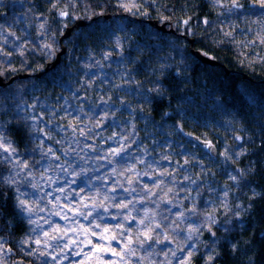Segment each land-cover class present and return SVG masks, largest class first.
Segmentation results:
<instances>
[{
	"label": "rangeland",
	"instance_id": "1",
	"mask_svg": "<svg viewBox=\"0 0 264 264\" xmlns=\"http://www.w3.org/2000/svg\"><path fill=\"white\" fill-rule=\"evenodd\" d=\"M207 1L217 8L219 32L244 45L245 51L241 53L245 59L264 57V11H261L259 0H236L242 7L233 12L228 9L234 0ZM243 1L249 9L246 15L241 13L243 8L246 9ZM78 2L49 0V9L56 4L57 14L59 11L69 13L60 16L65 19L70 16V7L72 12L78 10ZM117 4L123 10L122 14H117L113 23L105 19L101 29L102 44L89 48L77 65H69L65 79L58 81L57 92L50 91L43 95L42 100L36 99L29 105L33 114L43 113L47 121L51 117L56 119L52 125L51 122L45 123V129L54 130L52 145L49 147L51 153L49 149L44 150L48 152L49 160L43 169L45 172L51 170L57 176L55 180L50 179L48 182L45 179L42 183H36L40 185L36 189V197L44 194L42 200L46 199L50 203L42 206L30 204L36 210L32 219L40 221L41 231L38 235L30 233L28 238L41 241L48 254L49 264H178L171 251L183 247L187 230L196 227L192 219L181 220L179 216L181 212L188 213L192 209L199 212L196 203L193 205L194 197L203 193L209 203V208L203 213L204 217L199 218L200 222H206L208 231L211 230L208 224L213 222L215 212L225 214L234 209L231 201L234 182L228 177L220 183L214 181L205 160L195 147L188 144L185 139L189 138L188 133L180 126L174 128L167 122L155 123L144 113L149 99L148 91L133 75L126 50L145 55L149 70L158 72L165 68L169 59L176 60L177 66L181 65L177 56L174 57L172 53L166 56L163 50L179 45L173 38L162 43L153 37L156 52H152L150 41L137 39L133 31L126 28L124 20L136 16L142 18L141 15L147 12L145 4L140 0H117ZM152 4L156 10H162L158 2ZM75 14H72V20L82 19ZM160 17L162 19L164 16ZM16 18L19 20L20 16L16 15ZM33 20L37 45L50 58H54L60 50L48 42L45 18L34 11ZM42 24L43 28L40 27ZM2 25L9 27L8 23ZM173 25L174 29L181 30L174 33L180 36L178 33H182L185 24L175 20ZM23 32L29 34V31ZM188 33L191 34L192 29ZM163 34L162 37H165ZM10 38L19 43L18 50L23 49L26 40L17 39L15 34H10ZM49 45L50 48L46 47ZM213 127L223 138L218 155L225 152L229 155L234 152L240 155L244 153L243 142L247 135L234 133L235 119L224 116ZM201 137L208 140L205 136ZM225 137H228V141ZM236 137L242 139L237 141ZM230 142H235L232 150L228 148ZM119 149H123L121 155H113V150ZM239 156L231 155L230 160L235 161ZM36 178L40 179L39 176ZM193 180L196 185L190 182ZM31 181L35 183L34 178ZM61 188L63 192L59 191ZM113 188L116 189L115 193L111 191ZM33 196L25 195L21 198L30 203ZM106 196L108 199H105ZM113 196L115 199H112ZM186 202L187 206H183ZM121 203L128 204V208L115 206ZM100 204L108 209L107 213L104 208L94 210L93 206ZM57 212L60 215H56ZM64 215H67V220L62 219ZM129 216L135 219H126ZM45 220L49 223H44ZM157 224L160 228H156ZM30 225L31 228L35 227ZM57 227L59 231H54ZM174 228L182 235H177ZM44 232H48L49 236L45 237ZM144 233L151 235L153 241L164 240L167 235L170 244L165 248L153 242L152 248H147V245L142 248L140 241L145 239ZM102 235L108 239H100ZM53 236L61 238L53 240ZM112 236L117 239L111 240ZM129 239L131 244L128 243ZM41 243L35 245L40 247ZM188 243L194 245L195 241ZM0 248H3L2 245ZM203 248L204 253H198L199 249L195 246L190 250L185 248L184 256L189 251L191 256L198 253L203 258L202 264H205L208 256L214 255L216 243L205 244L200 249ZM129 249L135 255H131ZM165 252H168L167 257ZM4 254V251L0 252V264H8Z\"/></svg>",
	"mask_w": 264,
	"mask_h": 264
},
{
	"label": "trees",
	"instance_id": "2",
	"mask_svg": "<svg viewBox=\"0 0 264 264\" xmlns=\"http://www.w3.org/2000/svg\"><path fill=\"white\" fill-rule=\"evenodd\" d=\"M140 1L147 7V12L141 15L142 18H125L126 28L131 29L137 39L149 40L152 52H156L153 37L162 43H166L168 38L175 39L178 48H163L166 51L164 54L169 56L172 53L181 61V65L177 66L176 60L169 59L170 62L164 69L152 72L146 65L145 55L126 50L133 75L148 91L145 115L155 123L167 122L174 128L180 126L186 131L189 138L184 136L185 139L200 152L214 181L222 182L229 173L236 175L237 169L244 173V179L240 181L239 186L234 182L231 191L233 211L225 214L215 212V223L208 224L211 228L209 231L205 227L206 222L199 220L204 217L203 213L209 208V203L204 199L203 193L193 198V205L196 203L199 212L191 219H198L202 224L199 231L192 234L194 246L199 249L198 253H204V248L200 249L201 246L216 243L214 255L219 253V257L215 264H264V199L258 196L254 198L253 191L264 193V57L245 59L241 53L245 51L244 45L219 32L217 8L207 0ZM154 1L160 4L162 10L153 8ZM244 6L246 9L243 8L241 13L246 15L249 9L246 3ZM49 7V0H22L17 3L6 0L0 5V72L6 80L18 73L29 74L25 78H16L10 84L0 86V125L3 126L0 130L17 149L15 159L27 161L29 165L21 176L30 172L29 179L34 178L35 184L42 183L45 179L48 182L50 179L55 180L57 176L55 172H45L43 169L49 160L48 152L44 150L51 147L54 130L45 129V123L51 122L52 125L56 119L51 117L47 121L48 118H43V113L33 114L29 110L30 103L36 99L42 100L43 95L50 91L57 92L58 81L65 79L69 65H77L89 48L102 44L101 29L105 19L108 18L109 23H113V18L123 11L119 8L117 0H79L78 10L72 12L70 7V16L64 19L58 16L55 8L50 10ZM34 11L45 18L48 42L54 44L57 50L62 47L65 49L60 63L50 72L40 76L36 74L43 71L51 58L36 43ZM1 12L5 14L2 15ZM73 13H77L75 15L84 20L99 15L102 19H94L88 24L73 28L60 42L66 27L75 22V19L71 18ZM16 15L20 16L19 20ZM104 15L109 17L104 18ZM161 15L164 16L162 19ZM149 19H157L159 22L167 19L172 25L175 20H188L182 32L193 38L194 49L217 59L224 67L200 64L191 53L186 38L168 32H158L154 26L148 25L146 20ZM205 19L208 20L207 24L203 23ZM2 23H8L9 27L6 28ZM189 29H192L191 34L188 33ZM23 30H26V33L29 31V34H25ZM175 30L181 31L179 28ZM162 33L165 37H162ZM10 34H15L16 38L19 35L18 39L26 40L23 49H17L19 43L10 38ZM226 69L229 72H226ZM119 109L122 108L119 106ZM224 116L235 119V134L247 135L243 142L244 153L235 161H225L224 156L218 155V152L215 159L210 158L207 155L208 150L194 139V136L200 139L205 136L220 152L223 138L215 132L213 126ZM225 140L228 141V137H225ZM234 146L235 142L228 143L230 150ZM11 172V164H0V174L7 176ZM37 176L40 179L36 178ZM19 178L17 177L18 180ZM19 186L21 191L26 193L32 191L22 184ZM0 188L5 193L0 199L7 201L6 205L0 208V212H3L0 217V237H3V241H0V245L3 249L11 250L4 251V259L8 264H18L16 259L31 264H44L47 260L49 264L48 254L42 243L39 247L35 245V239L28 240L29 234L32 233L31 225L17 215L14 207L15 189L3 185H0ZM36 195L37 190L30 199V204L42 206L41 204L50 203L46 199L42 200L44 194L38 197ZM187 203L183 206H187ZM211 233H215V236ZM24 240L28 242L21 246L20 242ZM232 245H236L234 250ZM198 253L191 256V260L195 264H202L203 258Z\"/></svg>",
	"mask_w": 264,
	"mask_h": 264
},
{
	"label": "snow or ice",
	"instance_id": "3",
	"mask_svg": "<svg viewBox=\"0 0 264 264\" xmlns=\"http://www.w3.org/2000/svg\"><path fill=\"white\" fill-rule=\"evenodd\" d=\"M218 2V0H217ZM260 3V8L261 11H264V0H259ZM56 7V4H53V8ZM242 5H240L239 3L236 2V0H234L232 7L228 9L229 12H233L236 11L237 9L241 8ZM59 16H67L69 15L68 12L66 11H59L58 12ZM184 24H188V20H184L183 21ZM203 23L207 24L208 20H204ZM41 28L44 27V25L42 24L40 26ZM18 39V38H17ZM48 48H50L51 46H46ZM23 54V53H21ZM51 54V53H49ZM82 111V109H81ZM25 119H28V117H25ZM35 120V118H33ZM3 126L0 125V128H2ZM81 135H83V133H81ZM237 141H240L242 139V137H236L235 138ZM204 147L208 149L207 155L212 158L215 159V153L213 151V145L210 142H205ZM121 152H123V149H119V150H113V155L116 156H120ZM17 153V149L13 146V142L5 135V133L0 130V164H11L12 165V169L13 172H11L9 175L5 176L3 174H0V185H3L5 187H8L9 189H15L14 195H15V201H14V207L17 210V215L19 216V218L21 220H26L28 223L35 225V227L31 228L30 231L33 234H39V232L41 231V224L40 221L38 220H33L32 219V215L34 214V212L36 210H34V208L30 205L29 201L26 199H22L21 197H24L25 195H35V190L39 187L38 184L32 183V181L29 179V176L31 175L30 172L26 173L25 175L21 176V173H23L26 169L29 168V165L27 163V161H21V160H16L15 159V154ZM49 153H51V149H49ZM47 155V154H46ZM221 155L224 156L225 161H228L231 159V155H235V156H239L240 153H232L231 155H229L227 152L222 153ZM123 158V157H122ZM58 159V157H57ZM63 170V168L61 169ZM254 172V170H252ZM236 175L233 174H228V178L229 180L235 182L238 186L241 180L244 179V173L237 169L236 170ZM17 177H20L19 180L17 179ZM185 179H189L188 177H185ZM191 183L195 184L196 181H190ZM24 185L25 188H31L33 189V192L31 193H26L24 191H21V188L19 185ZM59 191L63 192L64 189L61 188L59 189ZM112 193L116 192V189L113 188ZM171 191V189H170ZM254 191V198L255 197H260L261 199H264V193H256L255 190ZM227 191H225V196H227ZM5 196V193L3 192V189L0 188V198H3ZM105 199H108V197L106 196ZM112 199H115V196L112 197ZM7 201L5 199H0V208H3L6 205ZM129 203H132L131 201H129ZM166 203H171L170 201H166ZM87 206V205H85ZM116 207L119 208H128V204H118L115 205ZM94 210H97L99 208H104V212L107 213L108 209L103 205H94ZM251 207V206H250ZM42 211V209L40 210ZM56 215H60L59 212L55 213ZM97 214L99 215V212H97ZM198 215L195 211V209L190 210L188 213L185 212H181L179 218L181 220H191L192 216ZM3 216V212H0V217ZM113 219H116L115 216L112 217ZM62 219L67 220L68 217L67 215L62 216ZM85 219H87V217H85ZM126 219L129 220H133L135 219L134 217H126ZM193 225H196V227H190L187 231H188V235H186L184 237L185 239V245L179 249H177L176 251H171V255L173 258L177 259L178 264H190V260H191V251L188 252L187 256H184V250L185 248L187 249H192L194 247L193 244L188 243L189 241L192 240V234L195 232L199 231V220H192L191 221ZM44 223H49V221L45 220ZM141 224H143V221H140ZM213 223H215V221H213ZM9 226L10 222H9ZM97 228H99V225H96ZM118 227L122 228L123 225H118ZM156 228H160V225L157 224ZM54 231H59V228L57 227L56 229H54ZM105 232L108 231V229H104ZM173 231H175L177 233V235H182L181 232H179L177 229H173ZM93 235H95V233H93ZM121 235H123V232L121 233ZM145 235V239L140 241V246L143 248L145 247V245H147V248H152L153 246V242L155 244H159L162 245L163 247L167 248L168 245L170 244V241L168 240L167 235H165L164 240H155L153 241V237L151 235H148L147 233H144ZM212 236H215V233H211ZM44 236L48 237L49 233L48 232H44ZM61 237H56L53 236L51 237V239L56 240V239H60ZM100 239H108V237L106 236H101ZM111 240H116V236H112L110 238ZM0 241H3V237H0ZM27 240L21 241L20 244L21 246L25 243H27ZM36 244H40L41 241L39 239L35 240ZM46 243V241H45ZM73 243H75L73 241ZM89 243H91V241H89ZM129 244L132 243L131 239H129L128 241ZM232 249L234 250L236 248V245H232L231 246ZM210 252L212 251V249H209ZM3 251H11L10 249H3L0 248V252ZM131 255H135L134 251H131L129 249ZM115 254V253H114ZM43 255V254H42ZM164 255L167 257L168 256V252H165ZM219 257V253H216L215 255H209L207 261L205 262V264H215L216 259ZM53 259L55 260V257H53ZM44 264H48V261L45 260ZM170 264V262H169Z\"/></svg>",
	"mask_w": 264,
	"mask_h": 264
},
{
	"label": "water",
	"instance_id": "4",
	"mask_svg": "<svg viewBox=\"0 0 264 264\" xmlns=\"http://www.w3.org/2000/svg\"><path fill=\"white\" fill-rule=\"evenodd\" d=\"M18 1H20V0H11V2H18ZM100 17H101V15L95 16V17H93L90 20L75 19V22L71 26H67L66 27L65 32L61 35L59 41L61 42L62 39H64L67 35H69L73 28L88 24V23L92 22L94 19H98ZM107 17H109V15H104V18H107ZM146 21H147L148 24L154 26L155 29H157L158 31L168 32V33H173V34L176 33V30L173 28L172 22L167 20V19H163L162 22H159L157 19H149V20H146ZM167 26H169V28H167ZM178 34L181 37H184V38H186L188 40V42L190 44L191 53L197 59L198 62L207 64V65H210V66L221 65L222 67H224V65L221 62H219L217 59L206 55L205 53H203L202 51H200L198 49H194V47H193V44H194L193 38H191L190 36H188L186 34H183V32L182 33H178ZM64 51H65V49L62 47V49L60 51L56 52L54 58H51L46 63L43 71L37 73L36 76H40L43 73L50 72L53 68H55L60 63L61 57H62V54L64 53ZM226 72H229V70L226 69ZM28 75L29 74H27V73H18L16 75L11 76L8 80H6L5 76L0 72V86L6 85V84H10L16 78H25ZM194 139L200 145H202L203 147H204L205 142H210L209 140L200 139L197 136H194ZM211 144L213 145V151H214L215 156H216L217 155L216 146L213 143H211ZM205 149L208 150L207 148H205ZM17 263L18 264H31L30 262H26V261H24L22 259H18Z\"/></svg>",
	"mask_w": 264,
	"mask_h": 264
},
{
	"label": "flooded vegetation",
	"instance_id": "5",
	"mask_svg": "<svg viewBox=\"0 0 264 264\" xmlns=\"http://www.w3.org/2000/svg\"><path fill=\"white\" fill-rule=\"evenodd\" d=\"M4 2H6V0H0V5H1L2 3H4ZM10 2H11V0H10ZM18 2H19V1H18ZM13 3H15V2H13ZM1 14L4 15L5 13H4V12H1Z\"/></svg>",
	"mask_w": 264,
	"mask_h": 264
},
{
	"label": "bare ground",
	"instance_id": "6",
	"mask_svg": "<svg viewBox=\"0 0 264 264\" xmlns=\"http://www.w3.org/2000/svg\"><path fill=\"white\" fill-rule=\"evenodd\" d=\"M200 64H204V63H201V62H199Z\"/></svg>",
	"mask_w": 264,
	"mask_h": 264
},
{
	"label": "clouds",
	"instance_id": "7",
	"mask_svg": "<svg viewBox=\"0 0 264 264\" xmlns=\"http://www.w3.org/2000/svg\"><path fill=\"white\" fill-rule=\"evenodd\" d=\"M189 36V35H188Z\"/></svg>",
	"mask_w": 264,
	"mask_h": 264
}]
</instances>
